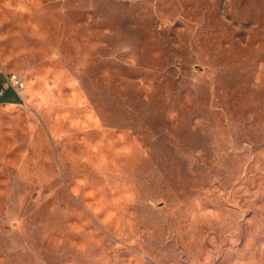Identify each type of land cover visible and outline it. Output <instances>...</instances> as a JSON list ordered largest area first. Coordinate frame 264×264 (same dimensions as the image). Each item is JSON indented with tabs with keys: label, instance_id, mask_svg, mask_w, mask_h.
<instances>
[{
	"label": "rangeland",
	"instance_id": "rangeland-1",
	"mask_svg": "<svg viewBox=\"0 0 264 264\" xmlns=\"http://www.w3.org/2000/svg\"><path fill=\"white\" fill-rule=\"evenodd\" d=\"M0 264H264V0H0Z\"/></svg>",
	"mask_w": 264,
	"mask_h": 264
},
{
	"label": "built area",
	"instance_id": "built-area-1",
	"mask_svg": "<svg viewBox=\"0 0 264 264\" xmlns=\"http://www.w3.org/2000/svg\"><path fill=\"white\" fill-rule=\"evenodd\" d=\"M25 85L24 79L17 73H9L6 75V80L0 85V94H4L7 88L12 87L16 91H20Z\"/></svg>",
	"mask_w": 264,
	"mask_h": 264
},
{
	"label": "trees",
	"instance_id": "trees-1",
	"mask_svg": "<svg viewBox=\"0 0 264 264\" xmlns=\"http://www.w3.org/2000/svg\"><path fill=\"white\" fill-rule=\"evenodd\" d=\"M9 91L14 92V93L17 95V97L19 98V96H18V94L15 92V90H14L12 87H9V88H7V90L5 91L4 94H1V96L3 97V99H7V98H6V95L8 94Z\"/></svg>",
	"mask_w": 264,
	"mask_h": 264
}]
</instances>
